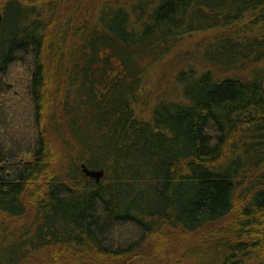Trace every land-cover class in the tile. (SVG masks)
<instances>
[{
  "label": "trees",
  "instance_id": "trees-1",
  "mask_svg": "<svg viewBox=\"0 0 264 264\" xmlns=\"http://www.w3.org/2000/svg\"><path fill=\"white\" fill-rule=\"evenodd\" d=\"M1 12L0 213L32 221L0 264H264V0Z\"/></svg>",
  "mask_w": 264,
  "mask_h": 264
},
{
  "label": "rangeland",
  "instance_id": "rangeland-1",
  "mask_svg": "<svg viewBox=\"0 0 264 264\" xmlns=\"http://www.w3.org/2000/svg\"><path fill=\"white\" fill-rule=\"evenodd\" d=\"M6 1L8 0H0V10ZM49 120H50V115L47 114L46 122H45V131L48 135V138L50 139L51 142L54 143L53 145L54 147L62 150L61 145L59 146V142H61V138L59 137V135L56 134L54 130V126L51 124ZM29 209L30 211H28V216L29 215L31 216V207ZM25 216L13 218L8 215L0 213V247L4 249L11 248L13 244L12 241L15 239H20L19 234L24 230V229L22 230L21 228L23 227V225H26V223L30 225L31 224L30 221H32V216L30 218H28V216L26 217ZM5 236H8L9 238L7 239ZM192 237L194 238L196 237V235H191L189 238V241ZM187 241L188 240L183 242L184 246L186 245ZM156 248L157 247H155V245L152 243H150L149 245L145 243V245H143L140 248L139 252L137 253V255H139L140 257L138 260L135 259V262L137 264H144V263L152 264L154 260L155 261L163 260V259L165 260L164 253L158 254V256L155 258L154 256L153 257L149 256V253L156 252ZM181 248H183L185 251V247L181 246L180 242H175L173 244L166 243L164 245L159 246L160 252L163 251L164 249L166 250L167 253L169 252L170 255L173 254L175 256H177L178 254L182 252ZM47 255L48 254L45 250L39 251L37 253L29 252L25 260H23L19 264H47L49 261ZM108 264H125V262L123 258L122 259L118 258V259L111 260L110 263L108 262Z\"/></svg>",
  "mask_w": 264,
  "mask_h": 264
},
{
  "label": "water",
  "instance_id": "water-1",
  "mask_svg": "<svg viewBox=\"0 0 264 264\" xmlns=\"http://www.w3.org/2000/svg\"><path fill=\"white\" fill-rule=\"evenodd\" d=\"M2 22H3V14L0 10V33H1ZM82 171L86 174V176L95 179L96 182H99L105 174L104 169H92L87 167L85 164L82 165Z\"/></svg>",
  "mask_w": 264,
  "mask_h": 264
}]
</instances>
